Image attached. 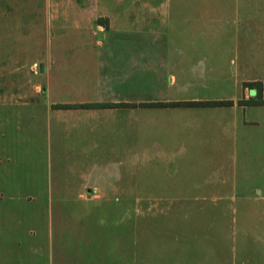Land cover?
Listing matches in <instances>:
<instances>
[{
    "label": "crops",
    "instance_id": "obj_1",
    "mask_svg": "<svg viewBox=\"0 0 264 264\" xmlns=\"http://www.w3.org/2000/svg\"><path fill=\"white\" fill-rule=\"evenodd\" d=\"M242 3V17L236 21L205 24L203 44L87 42L86 51L95 54L92 73L86 64L77 81L66 73L59 78L56 61V66L49 65L42 101L6 109L13 110L12 116L0 115V195L50 205L56 216L44 240L34 242L30 249L36 252L43 246L39 259L44 264H147V254L155 255L156 264H264V105H239V101L258 99L256 87L245 84H260L264 100V72H260L261 68L264 71V0ZM96 28L98 35L102 28L98 24ZM240 34L249 35L241 41L253 44L252 49L247 50L251 48L248 44L240 49ZM201 54L207 61H198L197 67L193 58ZM229 65L236 68L230 79ZM201 80L220 87L231 82L239 94L218 97L221 102H232L219 106L221 115L214 124L220 135L219 171L203 176L201 182L179 174L158 180L143 176L145 185L120 169L136 162L181 161L178 156L186 145L180 141L186 142L191 131L209 124L201 121L205 118L202 112L214 106L156 105L204 102L197 95H183L181 90L191 89L179 85ZM42 142L45 147L38 148ZM34 147L41 149L36 159L43 165L40 153L46 150V165L51 170L44 171L41 165L34 171L20 167L29 168L26 148L30 155ZM110 165L114 171L107 169ZM187 183L194 187L175 186ZM194 193L219 194L221 206L234 213L233 219L219 222L223 232L219 256L210 245L212 236L179 230L194 222L164 221L158 225L155 249L149 252L147 232L140 236L143 244L133 241L139 234L133 229L137 222L99 217L101 196ZM106 204L110 211L113 205ZM33 218L31 213L29 221ZM11 233L15 236L16 232Z\"/></svg>",
    "mask_w": 264,
    "mask_h": 264
},
{
    "label": "rangeland",
    "instance_id": "obj_2",
    "mask_svg": "<svg viewBox=\"0 0 264 264\" xmlns=\"http://www.w3.org/2000/svg\"><path fill=\"white\" fill-rule=\"evenodd\" d=\"M108 1L92 3L87 0H0L1 116L3 114L12 116L13 110L6 111L8 108H17L33 100L42 101L43 90L49 75V65L56 66V61L57 70L60 72L56 76L59 78H64L67 74L70 79L77 81L79 77H82L86 64L87 71L92 73L94 52L86 51L87 42L203 44L206 39L201 30L206 23L210 20L215 21L214 24L220 21L225 22L227 19L236 21L242 17L239 8L244 5L243 0ZM85 19L88 21V26H86ZM97 24L102 29L99 31L100 34L95 35L94 32L98 29ZM193 28L198 31L194 32ZM246 28L243 27L245 31ZM89 31L90 33L86 34ZM108 33L110 34L107 35ZM247 36L249 35H239L240 49H244L248 44L242 43L243 38ZM248 45L251 48L247 50L253 48V44ZM180 58L186 59L182 56ZM206 59L201 54L194 57L192 63L200 67L198 61L206 62ZM39 64H43L42 73H39ZM235 69L229 65V79L233 71L236 73ZM260 72H264L262 68ZM213 82L218 83L214 79ZM213 82L204 84L201 80L200 83L191 82L179 85L181 88L190 87L191 89V92H187V88L181 90L185 93L183 95H197L204 102H221L218 98L220 95L238 94L231 82H227L225 87L214 85ZM55 84L57 87L60 86L59 80ZM219 106L224 105L211 106L214 108L212 110L205 109L206 111L202 113L206 119L202 116L201 121L209 122V124L203 123L201 130L190 132L192 137H189L186 142L180 141L181 146L186 145V147L181 148L180 153H182L180 157L178 156L181 161L178 163L136 162L124 164L119 168L131 173L134 177H139L145 185H147L146 179L143 176L158 180L157 178L162 179L179 174L186 180L201 182L204 181L201 179L203 176L213 172L217 173L220 166V135L214 124L221 115ZM186 131L183 130L181 133ZM40 147L44 148L45 143L42 142L38 148ZM28 149L26 148V160L28 159L30 165H28L29 168L20 166L23 170L34 171L36 165H41L44 171L52 169L46 165L48 156L45 149L40 153L44 165L37 162L41 149L32 148L30 155ZM210 160L217 162L209 163ZM114 168L110 165L107 169L114 171ZM175 186L181 188L188 186L187 189L194 187L193 184L188 183ZM21 197L23 196L0 195V264H44L43 259H39L42 254L39 250L41 251L43 246L36 252L30 249L34 242L37 244L40 239L44 240L45 231L56 216L52 213V209L50 210V205L42 202L28 203ZM112 197L117 200L111 199ZM100 198L101 215L99 217L130 218L133 222H137V226L133 229H136L139 234L138 237L133 236V241L143 244L144 241L140 240V236L147 232L148 236L145 241L148 243L146 251L149 252L155 249L154 240L157 230L160 229L158 225L163 224L164 221L173 220L181 221V225L185 221L194 222L189 227L180 226L181 231L185 232L186 229H190L199 236H212L213 243L210 245L217 251L215 255L219 256L223 233L219 222L234 218L233 212L221 206L219 194L213 193L101 196ZM106 202L114 206H109L110 211ZM29 204L36 205V208H31ZM55 205L56 203H53V206ZM31 213L35 214V219L29 221ZM11 232H16L15 236H12ZM147 257V264H156L157 259L154 254H147ZM216 258V256L212 257L215 260Z\"/></svg>",
    "mask_w": 264,
    "mask_h": 264
},
{
    "label": "trees",
    "instance_id": "obj_3",
    "mask_svg": "<svg viewBox=\"0 0 264 264\" xmlns=\"http://www.w3.org/2000/svg\"><path fill=\"white\" fill-rule=\"evenodd\" d=\"M247 87H256L258 91V99L256 101H239V105H264V100L261 98V85L260 84H245ZM232 102H178L171 104H159V107H192V106H216V105H231Z\"/></svg>",
    "mask_w": 264,
    "mask_h": 264
},
{
    "label": "water",
    "instance_id": "obj_4",
    "mask_svg": "<svg viewBox=\"0 0 264 264\" xmlns=\"http://www.w3.org/2000/svg\"><path fill=\"white\" fill-rule=\"evenodd\" d=\"M42 72H43V65L40 64V65H39V73H42Z\"/></svg>",
    "mask_w": 264,
    "mask_h": 264
}]
</instances>
